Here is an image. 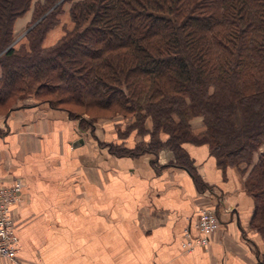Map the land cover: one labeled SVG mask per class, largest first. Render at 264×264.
<instances>
[{
    "label": "trees",
    "instance_id": "trees-1",
    "mask_svg": "<svg viewBox=\"0 0 264 264\" xmlns=\"http://www.w3.org/2000/svg\"><path fill=\"white\" fill-rule=\"evenodd\" d=\"M67 1H36L37 23L25 35L29 48L18 49L10 46L14 21L33 0H0V64L15 66L0 79L7 90L1 100L26 69L44 77L49 94L63 86L68 96L55 102L71 110L81 107L92 117L94 106L135 113L130 127L151 140L125 154L157 155L156 148L167 146L170 164L195 182L186 142L206 143L221 166L243 165L264 264V0H78L67 9L72 28L44 46L48 29L66 28ZM196 115L205 125L198 133L190 124Z\"/></svg>",
    "mask_w": 264,
    "mask_h": 264
},
{
    "label": "rangeland",
    "instance_id": "rangeland-1",
    "mask_svg": "<svg viewBox=\"0 0 264 264\" xmlns=\"http://www.w3.org/2000/svg\"><path fill=\"white\" fill-rule=\"evenodd\" d=\"M36 1L39 0H33V4L28 9V14H25V12L24 16L18 17L20 19L15 31L13 27L14 38L10 46L18 49L24 46L29 48V41L25 35L37 23V21H33L32 17ZM77 1L69 0L64 4L61 20L66 23V28L56 24L52 29H48V34H46V38L43 41L44 46H53L61 37L66 35V29L72 28V20L67 9L73 2ZM14 67V65L3 66L0 64V79L4 80L5 76L3 75L7 74V69ZM23 70L25 73L13 82L15 85L12 87L11 95L6 97L5 100L0 98V123L7 119L14 132H17V140L14 136L13 139L15 141L12 142L10 141L11 134L3 135L0 128V137L2 139L0 163L6 165L4 167L8 171L11 169L8 167H11L14 162L19 163L20 166L22 165L21 170L26 175L25 177L34 183V194L33 196L28 195L30 199L28 201L30 202L28 203V208H24L26 210L24 212L35 224L50 223L48 230L44 229L45 233L42 236L41 232H39L40 238H42L36 243L39 245V249L42 248V243L46 246L51 239L55 240L57 234H60L66 240L63 242L62 247L68 243L67 237L69 234L73 236L71 245L80 243V241L84 244V241L91 238L89 233V236L80 237L88 229L81 228L77 232L73 226L68 228L67 225H59L58 222V226L56 224L55 226L51 225L54 219L61 220L75 217L82 219L83 222L87 220L88 223L96 221L97 226L94 232H96L97 236L99 234V240H101L102 236L105 237L107 224L116 226L123 218L128 219L127 217L130 216V213L131 215L133 213L131 210L137 207L139 209L145 208L144 202L150 207L154 206V194L165 189L166 185L167 187L169 186L167 189L171 188L170 180L172 175L177 178V174L182 173V169H185L170 164L174 161V153L167 146L156 148L157 155L146 149L143 153L137 155L125 154L129 150L137 151L141 147L147 148L148 142L151 140L150 136L141 133L139 128L130 127L136 121L135 113L124 116L123 114L94 106L97 117H92L91 114L84 112L81 107L71 110L73 108L71 105L55 102L63 95L64 97L68 96L66 93H62L64 90L63 86L56 87L49 94L47 87L43 85L44 77L40 78L27 73L26 69ZM6 91V87L3 88L0 81V97H5L4 92ZM150 121V118H147L145 122L147 127H150ZM190 124L195 133L205 129L201 115L192 117ZM188 143L205 145L209 155L216 160L206 143L186 142L185 144ZM257 154L258 152H256L253 160L256 159ZM160 155H162V160L168 158L165 163L163 162L164 164L158 162ZM186 162L190 163L194 168L196 175L199 177V182H195L191 176L196 194L193 204L196 216L191 228L187 226L180 233V251L188 254L197 248L209 249L214 241H218L220 244L225 242L236 255L241 256L239 264H261L259 261L263 250V240L251 221L255 199L245 188L248 172H244L243 165H237V167L227 165L224 167L219 165L216 160L220 169L233 171L234 182L239 187H236L234 192L232 189L233 182L227 179L224 174L221 175V182H225L223 185L226 191L225 200H227L225 202L227 206L224 205L222 208L223 212L229 208V205H233L228 199L231 201L232 196L238 197L239 203L236 205L238 209L240 208L242 211L249 209L246 213L248 215L246 236L250 238V241L242 239L234 227L230 228V222L222 224L218 217L217 225L212 227L207 233V243H196L193 249L190 250L183 246L184 241L191 240L194 242L203 235L197 228V217L200 209H213L218 215L214 202L208 196L200 193L207 187L208 183L203 181L189 155ZM170 165L179 167L181 170L171 168L169 172H165L162 176L157 175V172L161 169L170 168L168 167ZM166 175H169L170 180ZM167 179L168 181H166ZM177 180L180 181L179 177ZM215 180H218V178ZM160 181H164L165 185L160 184ZM41 190H46L47 192L51 190L52 194H41L39 193ZM24 196L26 195L24 194ZM31 201H35V204L41 202L44 206L35 209ZM134 204L136 208L133 207ZM22 207L23 205L21 209L19 208L16 211V223L20 222L19 218L22 217ZM95 207L97 208L95 209ZM90 208L92 211L89 210ZM34 230H36L35 227L32 228L33 233ZM70 230L72 232H69ZM65 232L66 235H64ZM93 239L95 240V237ZM50 244L56 246V242ZM86 247V250L82 248L81 255L77 253L79 261L83 263H89L93 259L88 245ZM75 250L79 252V248L76 247ZM65 257H68V254ZM43 258V261H46L45 264H60L63 260L68 259L57 258L55 255ZM104 263L107 264L108 261L105 262L104 259Z\"/></svg>",
    "mask_w": 264,
    "mask_h": 264
},
{
    "label": "crops",
    "instance_id": "crops-1",
    "mask_svg": "<svg viewBox=\"0 0 264 264\" xmlns=\"http://www.w3.org/2000/svg\"><path fill=\"white\" fill-rule=\"evenodd\" d=\"M28 13L29 10H27L25 14ZM19 19L20 18H16L15 20L14 31L17 29ZM0 128L3 135L11 134L10 141H15L13 139L14 136L17 140V132H14L13 127L7 122V119L1 121ZM184 148L189 157L193 160L203 181L208 183L207 187L200 193L208 196V198L214 202L220 222L222 224L230 222V228L234 227L242 239L250 241V238L246 236V224L248 220V215L246 213L249 209L246 211H242L240 208L238 209L236 205H238L239 200L237 199L238 197L236 198L235 196L231 197V201L228 199L233 205H229V208L225 212H223L224 210L222 209L223 206L226 205L225 202L227 200H225L226 191L223 185L225 182H221V175L224 174L227 179L233 182L232 189L235 192V188L238 186L234 182L235 176L233 171L229 169L225 171L220 169L216 160L209 155L205 145H193L188 143L184 145ZM1 149L2 139L0 137V150ZM161 157L162 155H160L158 162L164 164L168 158L162 160ZM4 166L6 165L0 163V177L2 180L9 183L15 178H20L24 182L23 195L25 194L26 196L23 197V203L21 202L19 205H15L11 210L15 231L19 238L17 256L15 260L1 258L0 264H45L46 261H43V257L49 258L51 255H55L57 258H68L60 262V264H103L104 259L105 262L108 261L107 264H239L241 256L236 255L225 242L220 244L218 241H214L209 249L197 248L188 254L180 251V233L187 226L191 228L196 216V210L193 208L194 198L196 197L194 183L191 174L186 169H182L183 171L179 173L180 175L177 174L180 181L177 180L178 177L176 178L173 175L170 180L169 175H166L170 182L174 183H170L171 188L167 189L169 186L167 187L166 185L165 189L154 194V206L150 207L144 202L145 208L139 209L138 207L136 208L134 204L133 207L136 209L131 210L133 211L132 215L129 212L130 216L127 217L128 219L123 218L116 226L107 224L105 237L102 236L101 240H99V234L97 236L96 232H94L97 226L96 221H90L88 223L87 220L83 222L82 219L75 217L61 220L54 219L51 225H67L68 228L69 226H73L74 230L77 232H79L81 228L88 229L84 234L80 235V237L84 238V235L89 236L90 234L91 238L84 241V244L80 241V243L71 245L73 236L69 234L67 237L69 240L68 243L62 247L63 242L66 240L61 237L60 234H57L55 240L51 239V242L49 241L50 243L56 242V246L49 242L46 246L42 243V246L40 245L42 248L39 249L40 247L36 243L42 239L40 237L45 233L44 229L48 230V225H50V223L42 222L35 224L33 220L28 217L27 213L24 212V208L27 209L28 203L30 202L28 201V195L33 196L34 194V183L25 177L26 175L21 170L22 165L20 166L19 163L14 162L11 167H8L11 168L9 171ZM168 167L170 168L166 170L161 169L157 172V175L162 176L165 172H169L171 168L180 169L174 165ZM217 178L218 180H215ZM168 179L166 181H168ZM164 181H160V184L165 185ZM39 193L51 195L52 191L50 190L47 192L46 190H41ZM138 200L142 201L140 199ZM31 203L32 206L34 205L33 208L35 209L44 206L41 202L35 204V201H31ZM20 205H23V213L22 217L19 218L20 222L16 223V211H18L19 208L21 209ZM96 208L97 207H95V209ZM89 210L92 211L91 208ZM34 227L36 230H34L33 233L32 228ZM39 232H41V236ZM69 232H72V230ZM64 235H66V232ZM93 237H95V240ZM87 245L93 259L92 261L90 260L89 263H83L79 261V255L77 253L81 255L83 251L82 248L86 250ZM76 247L79 248V252L75 250ZM66 254H68V257H65Z\"/></svg>",
    "mask_w": 264,
    "mask_h": 264
},
{
    "label": "built area",
    "instance_id": "built-area-1",
    "mask_svg": "<svg viewBox=\"0 0 264 264\" xmlns=\"http://www.w3.org/2000/svg\"><path fill=\"white\" fill-rule=\"evenodd\" d=\"M23 188L24 182L20 178H15L7 183L0 177V259L15 260L19 250V238L15 231L11 210L22 201ZM197 218V228L203 235L194 242L184 241L183 246H186L188 250L193 249L196 243H207V233L219 221L218 215L213 209H200Z\"/></svg>",
    "mask_w": 264,
    "mask_h": 264
}]
</instances>
